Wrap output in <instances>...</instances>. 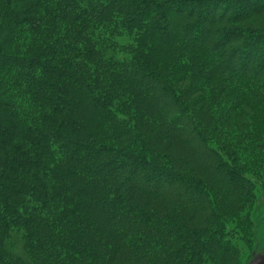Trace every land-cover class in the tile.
Returning a JSON list of instances; mask_svg holds the SVG:
<instances>
[{
    "label": "trees",
    "instance_id": "obj_1",
    "mask_svg": "<svg viewBox=\"0 0 264 264\" xmlns=\"http://www.w3.org/2000/svg\"><path fill=\"white\" fill-rule=\"evenodd\" d=\"M261 190L264 0H0V264H246Z\"/></svg>",
    "mask_w": 264,
    "mask_h": 264
},
{
    "label": "rangeland",
    "instance_id": "obj_2",
    "mask_svg": "<svg viewBox=\"0 0 264 264\" xmlns=\"http://www.w3.org/2000/svg\"><path fill=\"white\" fill-rule=\"evenodd\" d=\"M251 219L254 225L255 253L259 254L264 248V190L256 194Z\"/></svg>",
    "mask_w": 264,
    "mask_h": 264
},
{
    "label": "water",
    "instance_id": "obj_3",
    "mask_svg": "<svg viewBox=\"0 0 264 264\" xmlns=\"http://www.w3.org/2000/svg\"><path fill=\"white\" fill-rule=\"evenodd\" d=\"M246 264H264V256L252 253L250 261Z\"/></svg>",
    "mask_w": 264,
    "mask_h": 264
}]
</instances>
